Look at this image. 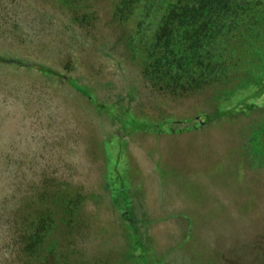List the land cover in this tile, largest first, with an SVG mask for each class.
<instances>
[{"label":"rangeland","instance_id":"obj_1","mask_svg":"<svg viewBox=\"0 0 264 264\" xmlns=\"http://www.w3.org/2000/svg\"><path fill=\"white\" fill-rule=\"evenodd\" d=\"M114 3L0 0V264L47 212L63 264H264V58L199 112L131 72Z\"/></svg>","mask_w":264,"mask_h":264},{"label":"trees","instance_id":"obj_2","mask_svg":"<svg viewBox=\"0 0 264 264\" xmlns=\"http://www.w3.org/2000/svg\"><path fill=\"white\" fill-rule=\"evenodd\" d=\"M262 5L264 0H115L113 13L121 24L129 21L126 53L138 64V71L131 72L149 78L144 86L149 83V89L175 96L211 86L214 105L208 110L199 109L210 113L209 110L216 111L217 104L226 99L221 94L214 98L216 91L223 92L231 84L235 86L237 77L242 78L246 68L264 58ZM135 12H138L136 17ZM44 18L51 26L54 24L55 17ZM125 72L116 70L118 74ZM97 83H85V86L94 91ZM100 84L104 90L113 81ZM133 84L131 90L137 88ZM95 96L99 99V95ZM257 111L260 112L258 107ZM210 116L205 121L221 120L215 113ZM197 117L186 119L193 121ZM258 124L260 127L264 122ZM258 163L264 164V161ZM81 196L78 194L69 202L71 208L77 202L76 207L80 204ZM66 210L71 212L69 207ZM38 218L33 222L29 249L36 253L38 264H63L59 247L54 240H49L54 219L48 212Z\"/></svg>","mask_w":264,"mask_h":264}]
</instances>
